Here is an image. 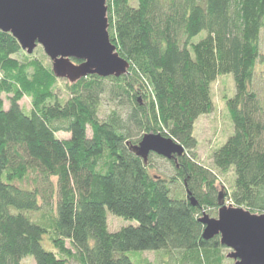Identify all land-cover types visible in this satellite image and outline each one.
I'll list each match as a JSON object with an SVG mask.
<instances>
[{"label": "trees", "instance_id": "16d2710c", "mask_svg": "<svg viewBox=\"0 0 264 264\" xmlns=\"http://www.w3.org/2000/svg\"><path fill=\"white\" fill-rule=\"evenodd\" d=\"M106 4L110 40L128 72L65 80L64 98V79L0 30V264L28 256L35 264H133L131 253L137 264H233L219 236L203 238L198 219L221 200L264 213V98L253 87L264 64V0ZM225 74L235 88L226 99L233 133L208 167L197 158L193 126L212 111L211 83ZM103 98L115 107L99 118ZM149 132L184 153L168 160L150 152L145 163L131 147ZM228 173L221 192L219 176ZM107 211L137 223L110 232Z\"/></svg>", "mask_w": 264, "mask_h": 264}, {"label": "water", "instance_id": "95a60500", "mask_svg": "<svg viewBox=\"0 0 264 264\" xmlns=\"http://www.w3.org/2000/svg\"><path fill=\"white\" fill-rule=\"evenodd\" d=\"M106 1L0 0V30L27 54L41 46L54 76L70 84L90 75L118 78L127 74L129 63L110 40ZM131 150L145 163L150 152L168 160L184 153L182 145L159 133L144 134ZM198 221L203 238L219 236L233 264H264V213L221 200L216 217L202 212Z\"/></svg>", "mask_w": 264, "mask_h": 264}, {"label": "rangeland", "instance_id": "374dc122", "mask_svg": "<svg viewBox=\"0 0 264 264\" xmlns=\"http://www.w3.org/2000/svg\"><path fill=\"white\" fill-rule=\"evenodd\" d=\"M130 4L135 6L137 5V0H129ZM204 33V32H202ZM200 33L196 36L193 40L198 41L204 34ZM260 50L262 54H264V28L261 33L260 38ZM27 54L26 52H24ZM30 57H36L41 59L45 64L50 65L51 62L44 54L43 49L41 46H37L31 54H27ZM65 80L59 82V86L57 89L58 96L64 98L66 97V91L64 88ZM253 87L257 90L261 98H264V64H258L256 66V72L253 79ZM235 88L234 82L231 74L219 75L210 86V93L212 98L213 109L210 113L199 116L193 126V136L196 139L197 146L195 149L196 155L198 160L204 164L205 166L211 167V156L215 149L219 148L226 139L233 133V124L230 119L227 107H226V99L232 97L234 95ZM139 100L142 98L143 100L147 101L149 96L146 93H141L138 97ZM7 106V103H5ZM20 105L25 108L26 110L30 107V101L28 98H23L20 101ZM115 107V104L111 101H106L103 98L102 104L99 106V118H104L107 112ZM90 134V130L88 129ZM153 133V132H149ZM57 137H69L67 133H58L56 134ZM154 166L159 170L169 173L168 164L161 160L160 158L154 157L153 158ZM219 180L217 182L218 190L226 191L230 188L232 174L228 173L227 175L219 176ZM226 205H229L230 202L226 201ZM232 205V204H231ZM234 206V205H233ZM204 212L209 217H216L217 211L212 209H205ZM107 227L110 232H115L125 227L127 225H136V221L134 220H125L120 217H116L112 215L110 212L107 211ZM143 255V257L149 258L150 260H154L153 252L143 251L139 252ZM137 253H131V259L133 264H137L135 256ZM21 264H35L33 257H25ZM226 264H231L230 262Z\"/></svg>", "mask_w": 264, "mask_h": 264}]
</instances>
